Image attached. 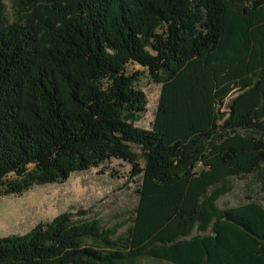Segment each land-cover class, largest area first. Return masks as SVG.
<instances>
[{
  "label": "trees",
  "instance_id": "obj_1",
  "mask_svg": "<svg viewBox=\"0 0 264 264\" xmlns=\"http://www.w3.org/2000/svg\"><path fill=\"white\" fill-rule=\"evenodd\" d=\"M13 6L10 21L0 0V197L111 159L140 185L126 236L64 212L0 237V264H264V206L217 203L231 177L264 191V0ZM144 72L162 84L151 129Z\"/></svg>",
  "mask_w": 264,
  "mask_h": 264
},
{
  "label": "rangeland",
  "instance_id": "obj_2",
  "mask_svg": "<svg viewBox=\"0 0 264 264\" xmlns=\"http://www.w3.org/2000/svg\"><path fill=\"white\" fill-rule=\"evenodd\" d=\"M10 21L15 19L13 0H3ZM131 69L141 70L139 65ZM138 87L146 93L147 110L137 125L151 129L158 111L162 84L144 72ZM225 110V107L222 108ZM139 152L138 149H134ZM141 165L144 166L143 160ZM131 165L119 159L106 161L99 167L74 172L64 182L34 185L21 195L0 197V237L24 235L38 225H45L64 212L74 220L96 221L114 237L126 236L133 222L139 195L140 178L130 179ZM230 188L218 199L222 208L257 199L264 206V191L252 175L231 177ZM195 234H202L195 231ZM133 264H174L144 257Z\"/></svg>",
  "mask_w": 264,
  "mask_h": 264
},
{
  "label": "water",
  "instance_id": "obj_3",
  "mask_svg": "<svg viewBox=\"0 0 264 264\" xmlns=\"http://www.w3.org/2000/svg\"><path fill=\"white\" fill-rule=\"evenodd\" d=\"M231 102H232V99L229 101L228 103V107L230 108L231 107Z\"/></svg>",
  "mask_w": 264,
  "mask_h": 264
}]
</instances>
